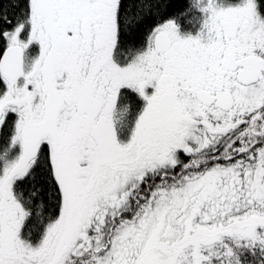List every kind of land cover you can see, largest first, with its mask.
I'll use <instances>...</instances> for the list:
<instances>
[{"label": "snow or ice", "instance_id": "obj_1", "mask_svg": "<svg viewBox=\"0 0 264 264\" xmlns=\"http://www.w3.org/2000/svg\"><path fill=\"white\" fill-rule=\"evenodd\" d=\"M0 264H264V0H0Z\"/></svg>", "mask_w": 264, "mask_h": 264}]
</instances>
